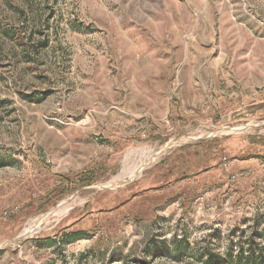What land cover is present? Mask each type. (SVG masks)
Instances as JSON below:
<instances>
[{"label": "rangeland", "instance_id": "rangeland-1", "mask_svg": "<svg viewBox=\"0 0 264 264\" xmlns=\"http://www.w3.org/2000/svg\"><path fill=\"white\" fill-rule=\"evenodd\" d=\"M23 233L0 264L264 248V0H0V246Z\"/></svg>", "mask_w": 264, "mask_h": 264}, {"label": "trees", "instance_id": "trees-1", "mask_svg": "<svg viewBox=\"0 0 264 264\" xmlns=\"http://www.w3.org/2000/svg\"><path fill=\"white\" fill-rule=\"evenodd\" d=\"M178 164L179 167L176 174L178 175V178L180 177L179 179H182V177L185 176L183 166L188 168V163L187 165H184V162L181 160ZM91 183L92 181H89V179L84 178L82 175H77L76 178L73 179L62 177L55 191L57 194L61 195L69 192L73 187L75 188L78 185L87 186ZM87 238L88 234L83 231H64V233L59 236L58 242L60 244L72 243ZM236 258L235 264H264V248L260 249L258 253H255V250L251 249L249 255ZM200 260H202V264H232V257H220L218 254L210 252L206 255V257H200Z\"/></svg>", "mask_w": 264, "mask_h": 264}, {"label": "water", "instance_id": "water-1", "mask_svg": "<svg viewBox=\"0 0 264 264\" xmlns=\"http://www.w3.org/2000/svg\"><path fill=\"white\" fill-rule=\"evenodd\" d=\"M132 179L126 181V182H123V184H126L128 182H130ZM113 186H109V185H105V186H89V187H86V188H83L81 189L80 191H84V190H108V189H111ZM79 192V191H78ZM77 192H74L70 198H72L73 195H75ZM60 206L57 205L56 207H54L53 209H51V211L47 214V215H51L58 207ZM29 237L27 234H20L18 236H16L15 238L11 239V240H8V241H5L1 246H0V250L6 246L7 244H10L12 242H15V241H18V240H21V239H24V238H27Z\"/></svg>", "mask_w": 264, "mask_h": 264}, {"label": "bare ground", "instance_id": "bare-ground-1", "mask_svg": "<svg viewBox=\"0 0 264 264\" xmlns=\"http://www.w3.org/2000/svg\"><path fill=\"white\" fill-rule=\"evenodd\" d=\"M144 164V162H143ZM141 168H142V165H140L139 167H137L134 171H132L133 173L137 172V171H141ZM132 174V173H131ZM69 207V206H68ZM68 207H64L62 210H57L55 215H61L63 212H65L66 210H68L69 208ZM27 231V230H26ZM25 234V233H23Z\"/></svg>", "mask_w": 264, "mask_h": 264}, {"label": "crops", "instance_id": "crops-1", "mask_svg": "<svg viewBox=\"0 0 264 264\" xmlns=\"http://www.w3.org/2000/svg\"><path fill=\"white\" fill-rule=\"evenodd\" d=\"M178 181H179V179H176V180H174L173 182L176 183V182H178Z\"/></svg>", "mask_w": 264, "mask_h": 264}]
</instances>
